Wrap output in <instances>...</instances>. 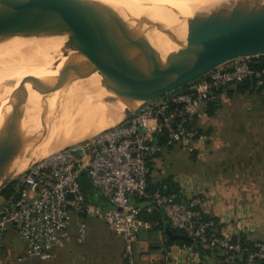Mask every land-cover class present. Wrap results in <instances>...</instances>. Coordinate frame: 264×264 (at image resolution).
Returning <instances> with one entry per match:
<instances>
[{
    "label": "built area",
    "instance_id": "built-area-1",
    "mask_svg": "<svg viewBox=\"0 0 264 264\" xmlns=\"http://www.w3.org/2000/svg\"><path fill=\"white\" fill-rule=\"evenodd\" d=\"M256 58L223 64L184 88L159 99L140 113L99 131L87 140L63 147L33 163L15 179L0 209V242L16 227L25 257L45 262L73 235L78 244L88 236L87 218H101L123 243L122 260L135 264L133 247L152 223L141 210H161L168 226L207 250L240 258L245 264L264 260V241L242 243L215 232L206 217L204 194L186 195L167 183L149 184L152 162L165 149L189 155L206 135L192 124L193 116L218 99V92L248 83L264 89V66ZM85 172L91 185L111 205L104 210L86 203L79 182ZM133 201L144 205H133ZM20 260V259H19Z\"/></svg>",
    "mask_w": 264,
    "mask_h": 264
},
{
    "label": "water",
    "instance_id": "water-1",
    "mask_svg": "<svg viewBox=\"0 0 264 264\" xmlns=\"http://www.w3.org/2000/svg\"><path fill=\"white\" fill-rule=\"evenodd\" d=\"M78 27L86 30L56 48L46 45ZM158 34L173 44L162 47ZM192 37L182 40L166 28L128 15L102 18L71 5L36 12L0 0V43L57 76L14 96L0 132V191L22 173L14 165V137L34 101L55 98L61 105L67 96L81 94L86 101L121 111L120 121L129 119L223 64L264 56V0H258L252 11L237 21ZM119 40L127 42L135 64L104 57ZM42 43L45 49L37 46ZM76 85H81V91ZM164 232L172 240L198 242L169 228Z\"/></svg>",
    "mask_w": 264,
    "mask_h": 264
},
{
    "label": "crops",
    "instance_id": "crops-1",
    "mask_svg": "<svg viewBox=\"0 0 264 264\" xmlns=\"http://www.w3.org/2000/svg\"><path fill=\"white\" fill-rule=\"evenodd\" d=\"M216 102L212 115L206 113L204 116L199 109L198 113L193 116L192 124L206 135V140L196 144L197 151L190 156L191 159L195 163L200 158L211 157L212 152L216 154L215 156L213 153L216 165L227 164L232 162V159H236L237 164L250 166V177H248V181L252 182L250 187L258 188L262 181L264 190V151H259V144L254 141L253 135L264 133V89H260V92L247 90L244 93H238L235 87L228 88L219 92ZM239 133L243 134V140L250 139L252 144H256V146H251L247 156L241 152L242 150L236 153L237 149L229 153L231 149L229 144L240 139L237 135ZM248 133L251 134L250 138L246 136ZM174 149L177 148L163 150L153 160L149 184L153 187L169 179L186 195L196 194L188 187L196 181V168L191 169V177L180 175L178 173L180 169L174 166V160L171 159ZM219 154L223 157L221 161L217 159ZM259 165H263V171L256 169L255 166ZM79 182L88 205L98 206L102 210L111 206L99 190L91 185L85 172L80 173ZM254 182L257 184L255 185ZM9 195L0 194V209ZM204 196L206 197L205 194ZM140 204L144 205V203L133 201L134 206ZM156 209L159 213L152 228L141 231L134 244L135 264H244L240 258H230L221 252L207 250L201 245L196 247L195 243L185 245L177 240L169 239L164 231L165 228L172 229L166 223L161 210L157 207L152 208V210ZM203 211L206 217L216 221L215 232L218 234L228 235L236 240L244 239L248 242L264 241L250 239V231L237 221L235 215L226 213L224 208L212 207L209 202L205 204ZM86 223L88 236L83 243L78 244L72 235L65 247L54 250L45 262L25 257L24 246L18 237L16 227L13 226L0 242V264H125L121 257L123 243L108 228L104 220L87 218ZM17 243L19 248H17ZM21 247L23 251H20Z\"/></svg>",
    "mask_w": 264,
    "mask_h": 264
},
{
    "label": "bare ground",
    "instance_id": "bare-ground-1",
    "mask_svg": "<svg viewBox=\"0 0 264 264\" xmlns=\"http://www.w3.org/2000/svg\"><path fill=\"white\" fill-rule=\"evenodd\" d=\"M257 1L258 0H76L79 8L87 9L90 12L102 18H106L114 15H128L147 22L155 20L159 22V24L167 28L169 31H171L172 33L177 31L182 34L186 32L187 26L177 27L170 25L172 21L171 19H173L174 17H176V19L178 20V18L181 19L180 16L183 17V15L193 16L195 17V22L190 23L192 24V27H203L201 29H207L206 31H208L209 26L205 25V23H209L210 18L215 14V12L220 10L219 16L216 19V22L213 26H220L226 22L237 20L249 14L252 11L253 5ZM220 4L224 5L222 9H220L222 5L219 7ZM199 15H203V17ZM213 26L211 23L210 27ZM84 31L85 30L80 27L67 30L62 34V36L56 37L50 43H46V45L52 48H56L60 43L65 42L68 39H72L82 34ZM162 36L163 35L158 34L157 38ZM192 38H193L192 36H189L188 38H181V39L189 41L192 40ZM172 44L173 43L171 42L165 48L170 47ZM37 46L44 48L43 43L37 44ZM113 48H114L113 53L110 54L111 59L106 53V51L104 53L105 58L119 63L135 64L134 60L131 58L128 52L127 42L125 40L116 41L109 50ZM14 52H15L14 49L8 48L5 45L0 44V132L5 126V117L8 114L11 104L14 100V96L17 93L19 94V92L21 91L30 89L32 86L36 85L40 81L46 80L48 78L57 77L55 73L47 70L46 68L44 69L36 65H33L32 63L28 62L18 54H14ZM80 87L81 85L74 86V88L78 90H80ZM59 105L60 103H57L55 98H49L42 102L34 101L33 104L30 105L29 109L25 112L24 117H27L26 119H28V116H32L29 117V123H31L32 121L31 124L33 127V131L36 129L43 131V135H41L37 139V140L39 139L41 140L40 141L42 143L41 146H44L43 145L44 142L51 143L53 139L51 140L49 137L52 134L53 136H51V138L54 137L55 135L54 133H58L60 131L62 132L63 130L64 132L69 131V135H70L71 133L70 130L73 127L75 128V125L77 126V124L79 126L82 125V127L80 126V130L81 128H83V125L85 124L95 123V126L94 127L92 126L93 130L92 129L89 130V126L86 125L88 129L87 132H84L83 129H85L86 131V128L84 126V128L82 129L83 131H79L80 133H76V134L73 133V135H70L71 137L69 138V141L67 140L68 136L67 137L63 136L64 138H66V141L71 143V145L72 143H77V140L79 138H81L80 141L88 139L87 137L91 135V133H94L95 127L99 129L101 127L102 130H104L106 127L108 128L121 120L119 117V115L122 114L121 111H116L107 108L89 99L86 101L84 100V96L81 94L71 98L67 96L63 105L62 104L60 106ZM68 106L73 107L72 113H68L66 111L69 108ZM64 107H66V110L64 109ZM79 108L83 109L84 111L78 110ZM33 118L36 119L32 120ZM44 130L47 133H50L51 135L49 136L48 134L47 135L44 134L46 133ZM73 130L76 131L77 129H73ZM97 130L98 129H96V131ZM65 133L67 134V132ZM62 138L61 140L63 141L64 139ZM28 139L30 138L28 137ZM55 139L44 151H42L43 155L51 154L53 153L52 151L54 149H57L59 147L55 145V144L57 145L60 144L59 139L58 141H55ZM27 141L28 140H26V144H28ZM33 142L35 143L38 141H32L31 144ZM53 142L55 144H53ZM38 143L37 146L35 144V147L33 144H32L33 146L25 145L27 147L29 146V148H26L28 149L27 152L25 151L26 149H24L25 152L23 153H26L25 155L28 156V158L31 157L30 154L33 152L32 150H34L35 148H41L40 145L38 146ZM65 144L68 143L66 142ZM43 149L44 148H42V150ZM34 157L37 158V156L35 155L34 156L32 155L31 158L36 160ZM26 161L24 163L27 164ZM15 165L17 164L15 163Z\"/></svg>",
    "mask_w": 264,
    "mask_h": 264
},
{
    "label": "rangeland",
    "instance_id": "rangeland-1",
    "mask_svg": "<svg viewBox=\"0 0 264 264\" xmlns=\"http://www.w3.org/2000/svg\"><path fill=\"white\" fill-rule=\"evenodd\" d=\"M9 1L18 7H21V8L30 10V11H36V12H41V11L43 12V11L52 9L54 6H58V5H71V6L78 7L76 0H60V1H58V0H9ZM224 3H226V2H224ZM224 3H222V4H224ZM222 4H220L219 7ZM223 6L224 5H222L220 9H222ZM99 9H101V8H99ZM219 11L215 12V14L210 18L209 23H205V25L209 26L208 31H206L207 29H201L203 27H192V24H190V23L195 22V17H193V16L183 15V17L180 16L181 19L178 18V20L176 19V17H174L173 19H176L177 21L171 19L172 21H171L170 25L177 26V27L178 26H182V27L187 26V28H186V32L184 34L179 33L177 31L173 32V34L175 36H177L178 38H188L189 35L196 36L198 33H207V32L214 30V29H220V28L238 20L237 19L234 21L226 22L220 26H213L216 22V19L219 16ZM205 13H207V12H205ZM199 16L203 17V15H199ZM149 22H152L153 24H156V25H159L160 27L165 28L163 25L159 24V22H157L155 20L154 21L152 20ZM211 23H212L213 27H210ZM80 28L86 30L85 27H80ZM189 30H192V33H189ZM158 40H159V43L161 44V46L164 48L171 43V41H169L164 36L159 37ZM110 48H108V50ZM111 50H109V51L106 50V53L108 54L109 57L111 56L110 54L113 53L114 48ZM14 54H16V51L14 52ZM110 59H111V57H110ZM81 105H83V104H81ZM84 106H86V105H84ZM68 107H69L68 110H66V107H64V109L68 113H72L73 107L72 106H68ZM78 110L84 111L81 108H79ZM29 117H32V116H28V119H26L27 117H24V119L22 120V122H21V124L17 130V133H16L17 135L15 134V137H14L15 138L14 144H15V142H16V144L14 145L15 153L13 152V156H14V165H15V163L17 164V165H15V167H16L18 173L23 172L30 165H32L36 160L47 156V155H43L42 151H44L52 143V141H54L55 138H57V139H55V141H58V139L61 137V135H62V137L68 136L67 140L69 141V138L71 137L70 135H73V133H75V134L80 133L79 131H83V130H84V132H87L88 129H87L86 125L89 126V130L90 129L93 130V127L95 126V123L85 124V125H83V128H84V126L86 128V131H85V129H83V128H81V130H80V126L82 127V125L79 126L77 124V126H79V127H77L75 125V128L73 127L70 130V132H71L70 135H69V131H65V132H67V134H66L62 130V132L60 131L58 133H54L57 136L54 135V137H52V138H51V136H53V134L51 135L50 133H47L44 130L46 132L44 134H46V135L48 134L49 136L51 135L49 138L51 140L52 139L53 140L50 143L49 142L50 140L48 139L49 141L48 140L47 141L49 143L44 142L43 143L44 146H41L42 145V143L40 142L41 140L40 139L37 140V139L41 135H43V131L37 130V129L33 131V127L31 124L32 121H31V123H29ZM35 119L33 118L32 120H35ZM85 120H87V119H85ZM26 123H27V125H26ZM20 127H21V129H20ZM73 129H77V130L75 131ZM96 129H98V130L96 131ZM101 130H102L101 127H100V129L95 127L94 133H91V135H89L87 138L92 137V135H95L96 133H98ZM237 135L240 136V139L234 140L232 143L229 144L230 148H231L229 150V153H231V152L233 153L235 151V149H237L236 153H238L240 150H242L241 152H243V154H245V156H247V153H249L251 150V146L252 145L256 146V144H254V143L252 144V141L250 139L243 140L242 139L243 134H241V133H239ZM253 135L255 137L254 141L257 144H259V146H258L259 151L263 152L264 151V133H255ZM246 136L249 137V136H251V134L248 133V134H246ZM28 137L30 139H28ZM64 137L62 138V139H64L63 141L61 140V138L59 139V142H60V144L58 142L59 145H57L53 142V144H55L57 147L59 146L60 148L56 147L57 149H54L52 152L63 148L62 146H64V144L66 142L68 144H65L64 147L71 145V143L66 141V138H64ZM25 139L28 140L27 141L28 144H26ZM80 139L81 138H79L77 140V143L82 141V140L80 141ZM29 141H31V142L32 141H38L39 142V143L33 142L32 144L34 145V147H35V144L37 146V143H38V146L39 145L41 146V148H35L34 150H32L33 152L30 154L31 157H32V155L37 156V158L34 157L36 160L32 159L31 157L28 158V156L25 155L26 153H23L25 151L27 152L28 149H26V148H29V146L27 147L25 145H32L31 142H29ZM61 144H63V145H61ZM72 144H76V143H72ZM42 148H44V149L42 150ZM24 149H26V150L24 151ZM39 150H41V151H39ZM38 152H39V154L41 153L40 154L41 156L38 154ZM213 153L215 154V152H212L211 157L205 158V159L200 158V160L198 162L194 163V161L190 157L192 155H189V154H187V153H185L179 149H174V152L172 154L173 157L171 159L174 160V166L177 169H180L178 171V173L180 175L185 176V177H191V174H192L191 169L196 168L195 169L196 175H197L196 181L193 184L189 185L188 187L193 189L195 193L205 194L206 195V204H208L210 202L212 207L224 208L226 210V213H230V214L235 215L237 218V221L241 222V224L245 228H247L248 231H250L249 232V235H250L249 238L250 239H252V240H264V190L262 189L263 182L260 181L261 185L259 184L258 188L257 187L251 188L250 184H252V182L248 181V177H250V174H249L250 166L249 165H247V164H240L239 165V164H237L236 159H232L233 161L230 163H227V164L216 165L215 164L216 154L214 156ZM227 156H229V155H227ZM217 159L221 161L223 159V157H220V154H219ZM227 160L231 161L230 159H227ZM25 161L27 162V164L24 163ZM18 164H19V166H18ZM24 164H26V165H24ZM255 167L259 171H263V165H259V166H255ZM254 184L256 185L257 182H254ZM9 186H11V190L15 187V179L9 184ZM17 248H19L18 243H17ZM20 251H23V247H21Z\"/></svg>",
    "mask_w": 264,
    "mask_h": 264
},
{
    "label": "trees",
    "instance_id": "trees-1",
    "mask_svg": "<svg viewBox=\"0 0 264 264\" xmlns=\"http://www.w3.org/2000/svg\"><path fill=\"white\" fill-rule=\"evenodd\" d=\"M256 60L259 62L257 65H256V67L258 66V67H260V66H264V56H259V57H257L256 58ZM260 89H263V88H259V89H256V88H253L250 84H248V83H243V84H240V85H237V86H235V91H237L238 93H244V92H246L247 90H250V91H257V92H260ZM220 92V91H219ZM219 92H218V94H219ZM216 103L217 102H215L214 104H210V105H208L207 107H206V113H207V115H212L213 114V110H214V107H215V105H216ZM161 183H167L169 186H170V188L172 189V190H178V188H177V186L174 184V183H172V181H170L169 179L168 180H165L164 182H161ZM160 183V184H161ZM157 185H159V184H157ZM157 185H155V186H157ZM155 186H153V187H155ZM10 191H11V186H9V185H7L3 190H1L0 191V194H4V195H9V193H10ZM158 210L156 209V210H151V212L150 213H147V212H144V211H141L140 213H139V217L141 218V219H143V220H145V221H148V222H150V223H155V221H156V216L158 215ZM213 221H214V224H215V226H216V221L214 220V219H212ZM174 232H176V231H174ZM234 240H236V238H234ZM239 241L240 242H242V243H251V242H248V241H246V240H244V239H239ZM179 243H181V244H185V245H191V244H189V243H187V242H184V241H179ZM195 243V244H194ZM193 244L196 246V247H199V245H200V243L199 242H194ZM192 244V245H193ZM243 261V263L245 264V262H244V260H242ZM255 264H264V260H260V261H257Z\"/></svg>",
    "mask_w": 264,
    "mask_h": 264
}]
</instances>
